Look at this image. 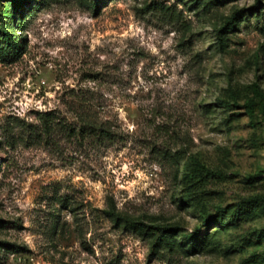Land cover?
Returning <instances> with one entry per match:
<instances>
[{
  "label": "rangeland",
  "instance_id": "rangeland-1",
  "mask_svg": "<svg viewBox=\"0 0 264 264\" xmlns=\"http://www.w3.org/2000/svg\"><path fill=\"white\" fill-rule=\"evenodd\" d=\"M0 264H264V0H0Z\"/></svg>",
  "mask_w": 264,
  "mask_h": 264
},
{
  "label": "trees",
  "instance_id": "trees-1",
  "mask_svg": "<svg viewBox=\"0 0 264 264\" xmlns=\"http://www.w3.org/2000/svg\"><path fill=\"white\" fill-rule=\"evenodd\" d=\"M100 1L101 0H94V6L96 8H99ZM230 25H232V22L229 23L228 26L230 27ZM195 165H196V167L194 168V170L189 171L187 173L188 180H194V179H196L197 176H205L206 177V176L210 175V173H212V170L209 167H207L206 165H204L203 163H201L199 161H196ZM140 225H142V224H140ZM176 231H178L177 228H175L173 226L172 227H168L167 229L164 230V233L162 234V236L166 237V239H168L167 238L168 237V233H173V232H176ZM193 240H194V244H195L196 247H199L200 249L202 247H204L203 245H205V243L199 236H198L197 239L193 238Z\"/></svg>",
  "mask_w": 264,
  "mask_h": 264
}]
</instances>
